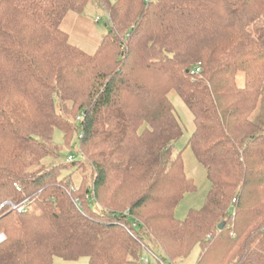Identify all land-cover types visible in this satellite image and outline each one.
Listing matches in <instances>:
<instances>
[{"label": "trees", "instance_id": "1", "mask_svg": "<svg viewBox=\"0 0 264 264\" xmlns=\"http://www.w3.org/2000/svg\"><path fill=\"white\" fill-rule=\"evenodd\" d=\"M89 5L110 23L93 54L61 28ZM172 93L210 184L182 221L196 186ZM4 200L27 205L0 212V264L177 262L197 247L196 264H264V0H0Z\"/></svg>", "mask_w": 264, "mask_h": 264}, {"label": "rangeland", "instance_id": "2", "mask_svg": "<svg viewBox=\"0 0 264 264\" xmlns=\"http://www.w3.org/2000/svg\"><path fill=\"white\" fill-rule=\"evenodd\" d=\"M61 28L69 35L70 44L87 54H93L100 44L103 35L108 33L110 23L103 10H98L92 5H89L83 14L69 13L64 19ZM170 98L184 130V136L175 145V149L176 152L183 151L182 158L185 174L187 177L194 180L196 186L195 191L187 193L175 210L176 218L182 221L187 218L191 210H200L204 207L210 184L204 167L197 161L191 148H186V144L194 131L193 116L176 94L172 93ZM55 141L63 147L62 156L64 159H67L69 155L81 158L78 157V152L81 153V151L78 150L77 136H75L71 142L70 147L72 150L65 145L59 131L55 132ZM199 254L200 248L197 247L188 259L178 260L176 263L196 264ZM53 264H88V258L83 257L76 261H64L60 258H55ZM149 264L157 263L150 258Z\"/></svg>", "mask_w": 264, "mask_h": 264}, {"label": "built area", "instance_id": "3", "mask_svg": "<svg viewBox=\"0 0 264 264\" xmlns=\"http://www.w3.org/2000/svg\"><path fill=\"white\" fill-rule=\"evenodd\" d=\"M146 4L151 3L153 0H144ZM201 72V66L199 65L193 73L195 74H199ZM83 119V115H81L80 117H78V120H82ZM76 160V156L74 155H69L67 157V161L68 162H72ZM233 204L236 203V200H233L232 202ZM26 205H27V201H24L23 203L17 204L14 203L11 200H4L0 203V212L2 211H15L17 210L19 213H22L26 210ZM5 240V235L1 234L0 235V243L3 242ZM150 258H152L157 264H177L176 262L173 261H168L165 259H161L159 257H157L153 252L148 251V250H144V254L143 257L141 258V262L142 264H149L150 263Z\"/></svg>", "mask_w": 264, "mask_h": 264}, {"label": "water", "instance_id": "4", "mask_svg": "<svg viewBox=\"0 0 264 264\" xmlns=\"http://www.w3.org/2000/svg\"><path fill=\"white\" fill-rule=\"evenodd\" d=\"M222 226H220V228H221Z\"/></svg>", "mask_w": 264, "mask_h": 264}]
</instances>
